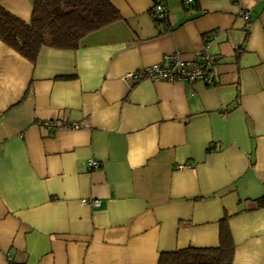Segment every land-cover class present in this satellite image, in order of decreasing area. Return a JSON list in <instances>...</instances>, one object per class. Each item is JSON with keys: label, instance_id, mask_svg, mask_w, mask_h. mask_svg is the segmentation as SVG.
Here are the masks:
<instances>
[{"label": "crops", "instance_id": "0c3cea01", "mask_svg": "<svg viewBox=\"0 0 264 264\" xmlns=\"http://www.w3.org/2000/svg\"><path fill=\"white\" fill-rule=\"evenodd\" d=\"M110 2L75 48L0 40V264H157L216 246L222 218L231 264H264V0H165L159 24L152 0ZM206 43L210 84L124 77Z\"/></svg>", "mask_w": 264, "mask_h": 264}, {"label": "trees", "instance_id": "16d2710c", "mask_svg": "<svg viewBox=\"0 0 264 264\" xmlns=\"http://www.w3.org/2000/svg\"><path fill=\"white\" fill-rule=\"evenodd\" d=\"M151 12L158 24L166 18H158L153 6ZM120 17L110 0H33L28 20L0 4V40L33 62L42 46L75 48L85 34ZM256 201L264 205V197ZM233 251L229 226L222 218L216 246H188L161 252L157 264H231Z\"/></svg>", "mask_w": 264, "mask_h": 264}, {"label": "built area", "instance_id": "2783aa9c", "mask_svg": "<svg viewBox=\"0 0 264 264\" xmlns=\"http://www.w3.org/2000/svg\"><path fill=\"white\" fill-rule=\"evenodd\" d=\"M237 1V0H233ZM193 0H183V3L189 4ZM153 11L158 18H162L166 15L165 0H153L152 1ZM243 18L246 20L248 26L249 15L244 12L242 13ZM207 43L203 46L201 50V55L196 60H183L177 54H165L162 56L159 62L149 64L142 67L137 71L127 72L124 77L126 79L138 80L142 78H148L154 81L157 80H183L187 82H193L196 80L203 81L206 84L213 82L215 74L213 70V60L207 50ZM78 123H74V127H77ZM99 161L90 158L87 161V166L97 167ZM179 165L178 167H180ZM83 204H91L93 206L99 205L98 199H80Z\"/></svg>", "mask_w": 264, "mask_h": 264}]
</instances>
